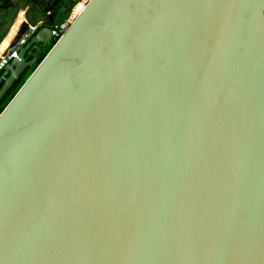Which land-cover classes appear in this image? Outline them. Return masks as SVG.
Instances as JSON below:
<instances>
[{"label": "water", "instance_id": "water-1", "mask_svg": "<svg viewBox=\"0 0 264 264\" xmlns=\"http://www.w3.org/2000/svg\"><path fill=\"white\" fill-rule=\"evenodd\" d=\"M30 25L0 70V264H264V0Z\"/></svg>", "mask_w": 264, "mask_h": 264}, {"label": "trees", "instance_id": "trees-1", "mask_svg": "<svg viewBox=\"0 0 264 264\" xmlns=\"http://www.w3.org/2000/svg\"><path fill=\"white\" fill-rule=\"evenodd\" d=\"M65 2H63V0H61L60 3H58L57 8L53 9L55 10L54 14L57 16V20H55V23L57 22H61L63 21L70 10V7L73 5L74 1L69 2V4L65 3V5H63ZM0 43L1 41L4 39V37L6 36V34L9 32V29L12 25V19H9L7 16L10 17L11 14H16L17 9L21 8L24 9L27 5L32 6L36 9L37 12H46L49 11V9L46 8L45 4L40 1V0H36V1H32V0H21L20 3H18L17 5L14 6H10V5H3L0 1ZM80 7L76 6L74 13L77 14L80 12ZM36 13V12H35ZM35 13H33V15H31L29 18V23L31 24H36L37 19H35ZM50 49V47L46 48L38 57L37 60V64L42 60V58L45 56V54L48 52V50ZM30 74V73H29ZM26 75V77L23 79L22 82H24V80L28 77V75ZM22 82L15 88V90L13 91V93L11 94L10 98L4 103V105L1 107V110L4 108V106L8 103V101L11 99V97L15 94V92L18 90V88L20 87V85L22 84Z\"/></svg>", "mask_w": 264, "mask_h": 264}, {"label": "built area", "instance_id": "built-area-1", "mask_svg": "<svg viewBox=\"0 0 264 264\" xmlns=\"http://www.w3.org/2000/svg\"><path fill=\"white\" fill-rule=\"evenodd\" d=\"M89 0H78L76 5L72 8V10L69 12L68 16L61 22H58L53 25V38L54 40H58L69 28V26L72 24V22L75 20V18L82 12V10L85 8ZM80 7V12L75 14L74 10L75 7ZM37 29V26L31 27L30 32L27 34L30 35L33 31ZM25 38L21 39L18 43H16L14 46H10L8 50L2 54H0V70L8 63V61L16 57L17 51L20 48V46L24 43Z\"/></svg>", "mask_w": 264, "mask_h": 264}, {"label": "crops", "instance_id": "crops-1", "mask_svg": "<svg viewBox=\"0 0 264 264\" xmlns=\"http://www.w3.org/2000/svg\"><path fill=\"white\" fill-rule=\"evenodd\" d=\"M60 2L61 1L59 0L58 3H60ZM50 11L51 10L46 11V12L45 11L44 12L43 11L37 12L34 7L29 6V5H27L24 9H20L17 22L12 27H10L11 29H9V32L6 34V36L4 37V39L0 43V45H2L3 41H5V39L11 35L10 41L2 53L6 52L8 50V48L12 45V43L15 41V39H16V37H18V35H20L26 31L25 30V23L29 22V19H30L29 17L31 15H33V13L36 12L35 13V19H37L36 24H38V23H44V21L46 19H48V17L50 16L49 14H51ZM55 20H57V19H55ZM54 24H56V23H54Z\"/></svg>", "mask_w": 264, "mask_h": 264}, {"label": "flooded vegetation", "instance_id": "flooded-vegetation-1", "mask_svg": "<svg viewBox=\"0 0 264 264\" xmlns=\"http://www.w3.org/2000/svg\"><path fill=\"white\" fill-rule=\"evenodd\" d=\"M0 1H1V3H2L3 5H7V6H8V5H10V6H14V5H17L18 3L21 2V0H18V1H14V0H0ZM32 1H36V0H32ZM40 1H42V2L45 4V6H46L47 9L51 10V11H50L51 14H49L50 16L48 17V19H46V20L44 21V23H48V24H52V25H54V23H50V22H49V19H50V18H53L54 21H55V19L57 18V16L54 14L55 10H53V9H56V8H57V5H58L59 0H40ZM60 1H61V0H60ZM63 2L69 4L70 0H63ZM65 3H64L63 5H65ZM65 6H66V5H65ZM54 21H53V22H54ZM34 26H35V24H31V25H30V27H34ZM44 50H45V49H43V50L38 54V57L40 56V54H41Z\"/></svg>", "mask_w": 264, "mask_h": 264}, {"label": "rangeland", "instance_id": "rangeland-1", "mask_svg": "<svg viewBox=\"0 0 264 264\" xmlns=\"http://www.w3.org/2000/svg\"><path fill=\"white\" fill-rule=\"evenodd\" d=\"M71 1H74V3H73V5L70 7V10H69V12L72 10V8L76 5V3L78 2V0H71ZM1 5V4H0ZM20 9L21 8H19V9H17V12H16V14L14 15V14H11L10 15V17L9 16H7L9 19H12V25H11V27L17 22V20H18V17H19V12H20ZM1 13V12H0ZM2 14V13H1ZM69 14V13H68ZM68 16V15H67ZM11 29V28H10ZM52 43V42H51ZM50 43V44H51ZM50 46V45H49Z\"/></svg>", "mask_w": 264, "mask_h": 264}, {"label": "bare ground", "instance_id": "bare-ground-1", "mask_svg": "<svg viewBox=\"0 0 264 264\" xmlns=\"http://www.w3.org/2000/svg\"><path fill=\"white\" fill-rule=\"evenodd\" d=\"M11 35L8 36L5 41H3L2 45H0V54L4 51L10 41Z\"/></svg>", "mask_w": 264, "mask_h": 264}]
</instances>
